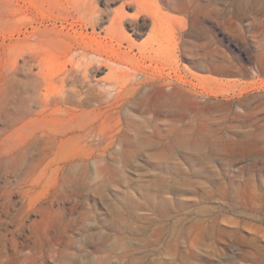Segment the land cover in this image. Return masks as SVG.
I'll return each mask as SVG.
<instances>
[{
  "label": "rangeland",
  "instance_id": "obj_1",
  "mask_svg": "<svg viewBox=\"0 0 264 264\" xmlns=\"http://www.w3.org/2000/svg\"><path fill=\"white\" fill-rule=\"evenodd\" d=\"M56 1L0 0V264H264V0H81L134 53L174 17L175 85L42 115L34 73L63 59L37 66L30 21Z\"/></svg>",
  "mask_w": 264,
  "mask_h": 264
},
{
  "label": "bare ground",
  "instance_id": "obj_2",
  "mask_svg": "<svg viewBox=\"0 0 264 264\" xmlns=\"http://www.w3.org/2000/svg\"><path fill=\"white\" fill-rule=\"evenodd\" d=\"M81 4V0H57L54 8L48 10L49 13L33 15L30 21L29 33L34 44L33 57L36 58L37 66H41L40 56L51 41H54L56 51L63 59L56 71L47 72L41 67L34 73V113L62 114L71 110L86 111L89 108L94 111L103 107L110 109L115 104L122 107L128 104L131 91L144 84L153 83L163 93L168 86L175 85L174 73L165 72L161 68L164 34L168 35L167 54L171 68L176 64L177 26L174 17L171 16L165 22L156 14L150 41L138 46L139 51L134 53L132 42L124 46L117 38L116 24L128 23L126 14L114 12L110 19L111 26L105 27V34H102L98 29L105 23L103 12L106 10L102 13L96 7L88 10L82 8ZM142 10L139 5L138 12ZM132 58L138 61L137 66L133 64ZM102 61L106 62L110 72L104 79L105 85L98 87L94 84L93 69ZM187 85L190 90L189 82ZM165 133L171 141L175 138L174 129Z\"/></svg>",
  "mask_w": 264,
  "mask_h": 264
}]
</instances>
